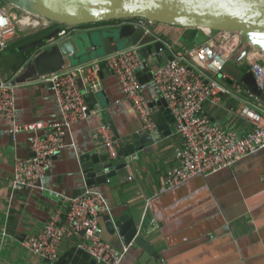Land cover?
I'll return each mask as SVG.
<instances>
[{
  "label": "crops",
  "instance_id": "obj_1",
  "mask_svg": "<svg viewBox=\"0 0 264 264\" xmlns=\"http://www.w3.org/2000/svg\"><path fill=\"white\" fill-rule=\"evenodd\" d=\"M5 7L16 17H23V12L8 4ZM129 22L132 20L74 27L67 38ZM55 28L53 24L37 29L16 28L15 37L0 51V78L3 75L6 80H13L50 42L32 49L26 47ZM149 30L148 35L167 43L176 55L199 47L207 40L206 32L198 29L150 23ZM105 57L83 64L96 63ZM156 58L151 54L149 70L139 68L137 75L141 94L153 104L156 131L152 133V143L143 142L140 151L126 158V166H114L113 179L94 188L108 204V211L99 219L104 241L119 251L127 248L120 264H264V150L248 155L230 169L195 177L158 194L166 171L177 165L175 151L181 142L173 124H166L160 111L162 106L156 105L160 100L159 92L149 76L156 68ZM237 67L247 71L245 62ZM97 77L98 92L91 93L85 100L89 109L97 113L71 128L65 136L64 148L52 156L51 167L40 187L19 191L11 188L14 159L30 158L32 140L42 132L12 134L9 131L13 125H53L61 122V114L49 83L40 79L15 86L14 120L0 119V132H8L0 136V264H95L87 254L75 249L77 241L67 242L55 263L27 252L23 243L28 236L36 235L53 213L64 212L67 199L85 190L82 155L94 152L106 166L123 158L120 150L116 158L109 159L95 137L98 127H109L122 148L131 143L133 136L145 138L142 124L116 78L104 68ZM77 82L84 91L82 80ZM222 101L221 108L205 104L209 119L222 129L243 136L251 129V124L238 116L234 100L223 96ZM257 106L264 109L260 101ZM121 218V224L131 221L139 227L138 233L154 250L152 255L133 244L124 246L112 233L110 222Z\"/></svg>",
  "mask_w": 264,
  "mask_h": 264
},
{
  "label": "built area",
  "instance_id": "obj_2",
  "mask_svg": "<svg viewBox=\"0 0 264 264\" xmlns=\"http://www.w3.org/2000/svg\"><path fill=\"white\" fill-rule=\"evenodd\" d=\"M5 5L0 1V51H4L15 37L16 26L37 29L52 24L25 13L18 18L13 12L9 13ZM126 24L140 27L146 35L150 34V22L136 19ZM70 29L61 28L57 38L66 39ZM204 32L207 40L181 55H176L167 43L153 36L154 41L163 44L173 58L153 70L152 81L159 92V99L165 102L174 118V131L181 142L175 151L177 165L166 171L158 189L159 195L195 177L230 169L248 155L264 150V109L257 106L260 100L252 96L244 84L223 73L226 64L240 52V37L229 32ZM97 62L64 67L41 79L53 88L61 122L49 126L43 123L13 125L9 131L12 134L42 132L32 140L30 158L14 159L13 191L39 188L51 167L52 156L64 148L65 136L71 128L97 113L95 109H89L85 96L98 92L97 74L101 68L116 78L144 132L152 136L156 131L150 103L141 94L136 75L140 67H147L140 58L139 47L116 51ZM242 62L246 63V72L253 75L257 88L264 91V53L250 48ZM217 76L220 80L216 79ZM78 79L82 80L84 91L80 89ZM15 86L10 79L0 82L1 120H14ZM223 96L234 100L238 105V116L251 124V129L243 136L222 129L205 112V104L221 108ZM6 133L0 132V136ZM95 137L110 160L118 156L122 144L113 137L109 127H98ZM107 211L108 204L103 195L94 188H85L79 196L67 199L64 212L53 213L36 235L28 236L23 248L32 255L55 263L61 248L73 240L77 241L75 249L87 254L95 264H120L127 248L119 251L106 243L99 225L101 215Z\"/></svg>",
  "mask_w": 264,
  "mask_h": 264
},
{
  "label": "water",
  "instance_id": "obj_3",
  "mask_svg": "<svg viewBox=\"0 0 264 264\" xmlns=\"http://www.w3.org/2000/svg\"><path fill=\"white\" fill-rule=\"evenodd\" d=\"M27 15L48 20L56 28L47 36L29 44L32 49L45 45L25 65L13 79L15 85L37 81L56 73L62 68H70L85 62L107 56L116 51L139 47L144 65L149 70L148 57L156 55L155 65L173 58L163 44L146 35L142 28L124 24L119 27L76 34L66 39L57 38L61 28L95 25L111 21L145 20L167 26L198 29L201 31L229 32L240 37V52L226 64L223 73L232 80L244 84L247 90L264 104V91H260L250 72L240 70L250 48L264 53V0H0ZM150 63H153L150 61ZM154 66V65H153ZM139 70V69H138ZM136 75H138V71ZM211 75L210 73H207ZM152 77V73H149ZM220 80V76L216 77ZM6 78L2 75L0 82ZM90 94L85 96V100ZM153 104H150L152 106ZM165 116L166 124H173L174 118L163 100L157 102ZM145 138L133 136L131 143L121 151L123 158L110 166L101 163L96 153L80 157L84 174V187L95 188L113 179L114 166H126V158L140 151L144 143H152V136L143 132ZM118 137V136H117ZM146 143V144H147ZM84 191V190H83ZM122 218L110 222V230L124 246L133 244L150 255L154 253L146 240L138 233L139 227ZM136 264H141L137 262Z\"/></svg>",
  "mask_w": 264,
  "mask_h": 264
},
{
  "label": "trees",
  "instance_id": "obj_4",
  "mask_svg": "<svg viewBox=\"0 0 264 264\" xmlns=\"http://www.w3.org/2000/svg\"><path fill=\"white\" fill-rule=\"evenodd\" d=\"M2 2V1H1ZM122 20H119V21H111V22H107V23H101V24H95L97 26H102V25H106V24H111V23H119L121 22ZM83 26H92V25H83ZM83 26H76V27H83ZM74 28V27H73Z\"/></svg>",
  "mask_w": 264,
  "mask_h": 264
},
{
  "label": "rangeland",
  "instance_id": "obj_5",
  "mask_svg": "<svg viewBox=\"0 0 264 264\" xmlns=\"http://www.w3.org/2000/svg\"><path fill=\"white\" fill-rule=\"evenodd\" d=\"M2 3H4V2L2 1ZM16 27L18 28V27H20V26H16Z\"/></svg>",
  "mask_w": 264,
  "mask_h": 264
}]
</instances>
